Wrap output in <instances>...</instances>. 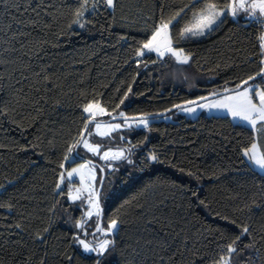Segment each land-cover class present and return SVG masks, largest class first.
I'll return each mask as SVG.
<instances>
[{"label": "trees", "instance_id": "1", "mask_svg": "<svg viewBox=\"0 0 264 264\" xmlns=\"http://www.w3.org/2000/svg\"><path fill=\"white\" fill-rule=\"evenodd\" d=\"M83 2L0 0V203L11 205L0 208V264H220L244 224L252 235L243 243L254 242V264H264V174L244 158L256 135L228 117L152 120L148 130L119 132L112 143L94 139L103 150L125 149L126 172L106 209L105 222L118 221L114 244L103 256L80 251L73 224L83 211L69 202L68 187L56 186L83 162L64 157L75 155L76 147L68 149L84 133L85 106L159 115L236 88L264 68L258 22L227 15L205 36L183 39L192 12L203 7L192 8L194 0H117L113 10L87 0L80 28L73 21ZM182 8L170 32L190 63L137 56L159 19ZM254 83L264 90L261 79ZM259 143L264 153V133Z\"/></svg>", "mask_w": 264, "mask_h": 264}, {"label": "snow or ice", "instance_id": "2", "mask_svg": "<svg viewBox=\"0 0 264 264\" xmlns=\"http://www.w3.org/2000/svg\"><path fill=\"white\" fill-rule=\"evenodd\" d=\"M100 2V0H98ZM102 2L106 5L107 8H114L116 5L117 0H102ZM202 4L203 7L199 8L196 11L192 12V20L191 22L186 25L183 29V31L180 33V36L182 38L188 39L194 36H202L205 35L207 32H211L215 30V27H218L219 24L223 23L224 20L222 17H226L227 15H231L233 18L237 17V15L240 12L247 13V18L253 22H258L260 24H264V19H261V17H264V0H231V3L228 2V0H194V3L192 4V8L196 7V4ZM220 3H223V7L220 6ZM87 0H84L83 4L81 5L82 8H84V11H77L76 12V19L73 21L74 24L78 25L80 28L84 27V24L80 22V18L83 17L85 11H90L86 7ZM96 5H93L94 10ZM191 10V9H189ZM185 9H180L178 12H176L171 17L165 18L161 17L159 19V23L155 25L152 35L150 38H148L145 42L142 43L140 49L137 51V56H144L146 54L145 50L149 53L156 52L158 58H162L165 55H169L170 57H175L177 63L180 64H188L190 61V55L185 54L183 48H174L172 46L173 40L172 36L170 34V26L173 25V22L177 20L178 17L181 16V13H183ZM215 26V27H214ZM260 44L259 47L261 49L260 55L264 57V35H261L260 38ZM261 64H264V59L261 60ZM147 67V65H145ZM257 76L261 77V82L264 83V68H261L260 72L257 73ZM256 77L250 76L248 80L243 81L244 85H247L249 80H255ZM238 88L241 87V85L237 86ZM258 85H252L251 87H244L242 91H237L234 96H227L224 98V101L219 102L218 104L213 105V107H219V108H227L229 112L233 115V117H240L242 120L247 121L248 124L252 128L257 127L258 121L261 122L259 126V131L264 133V90L257 91ZM131 91V88L128 90ZM253 96L258 97V102H253ZM121 103H123V100H121ZM189 103H195V101H190ZM93 104H88L83 108V112L87 113V116H84L83 119L87 121L84 125V131L91 136L93 133L91 129H89V124L94 123L95 118L97 115H103L105 113V109L103 107L99 106V102H96L95 107L98 109V111H93ZM118 107V105H117ZM176 107H180L177 105ZM186 112H194L195 109L187 108L182 109ZM108 115H111V113H108ZM121 117L124 116L123 112L119 113ZM126 122V118H125ZM140 124L147 127L148 121L146 119H141L139 121ZM94 127L96 129L101 128L100 123H94ZM107 127L110 129V131H114L115 129H119L121 127L120 124L115 125H107ZM101 137L110 135V132L108 133H98ZM83 143V146L93 154H98L100 151V146L97 145L96 147H93L88 143L87 140H84L83 137L81 138V141H77L76 144H74L72 147L68 149V153H72L73 149L77 147L79 143ZM244 155L248 157L249 161L253 162L255 166L259 167L262 171H264V153H261L257 155L256 153V144H253L251 149H246L244 152ZM80 156L79 152L75 153V156H68L66 155L64 157L65 160L69 159H76ZM101 159L103 160H127V157H125L124 151L119 150L113 152L111 149L104 152L101 156ZM152 161H158L159 157L156 154H153L149 157ZM128 163H132V161L128 160ZM91 165V161L86 162V164L81 165V168L89 167ZM64 165L61 164V167ZM94 169V166H92ZM78 169H72L71 172L68 173V177L71 178L73 174L78 173ZM103 171V169H101ZM61 183L64 181V176L61 174ZM95 180V175L92 176V181ZM81 181L83 183V177H81ZM89 181V184L91 185V182ZM103 183V180L100 181ZM58 189L60 188V184H57L56 186ZM4 188L3 185H0V190ZM94 191V189H93ZM82 192L81 190H77V194L75 196L71 195L69 193V199L75 201L81 199ZM91 193H89V196L91 197ZM98 197L96 200L92 201V205H90L89 210L86 212L87 218H91L93 215V212L91 211V207L95 206L97 209L99 207L98 203ZM201 203H203L201 201ZM7 207L9 210H11V205H5L3 203H0V208ZM96 215H99V211H97ZM16 227H20L17 225ZM77 228L84 227L82 222H77L76 224ZM118 227V221L117 219L111 220V222L107 225L106 229H101L99 226H97V231H103L105 235H108L113 232V230H116ZM240 227L239 234L235 237V239L227 246L226 252L228 255V259L224 260L221 259L220 264H234L233 262V254L235 255V264H254L255 256L259 253V249L256 248V245L254 242L250 241L247 244L243 243V240L246 237H251V227L250 225L244 224ZM45 232H47V229H44ZM87 234V233H85ZM37 239L41 240L43 242L44 237L41 235H37ZM75 240L78 241V243L82 246L83 250L88 253H97L100 256H103L105 251L109 248L111 241L105 239L102 241L98 246L91 247L88 243H86L83 239H79V237H74ZM249 249H254L255 252L253 254H249L246 256V251ZM40 264H46L45 260H41ZM99 264V261H98Z\"/></svg>", "mask_w": 264, "mask_h": 264}, {"label": "rangeland", "instance_id": "3", "mask_svg": "<svg viewBox=\"0 0 264 264\" xmlns=\"http://www.w3.org/2000/svg\"><path fill=\"white\" fill-rule=\"evenodd\" d=\"M110 10H113V8L110 9ZM224 18L225 17H222V19H224ZM231 18L234 19V20H236V21H249V22L251 21V20H249L247 18V13H245V12H240L237 15V17L233 18L231 16ZM261 19H264V17H261ZM263 28H264V24H263ZM170 29H171V26H170ZM170 34H171V32H170ZM205 35H202V36H194V37H191V38L197 39V38H201V37H203ZM263 35H264V33H263ZM183 39H185V38H183ZM172 46L174 47V44L173 43H172ZM145 52H146L145 55L155 54L157 56V53L156 52L149 53L146 50H145ZM169 57H170L169 55H165L164 57H162L160 59L165 60V59H167ZM172 58L175 59V57H172ZM175 61H176V59H175ZM190 61H191V58H190ZM190 61H189V63H190ZM182 65H186V64H182ZM252 85H258L259 86L257 88V91H262L263 90L262 89L263 87L259 83H252V84H249L246 87H251ZM242 90H240V91H242ZM235 93L228 94V95H225V96H221L219 98H216V99H213V100L204 102V103L199 104V105H194V106L188 107V108L195 109V111L194 112H191V113L186 112V111H183L181 109V110L177 111L175 113V115L165 117L164 120L166 122H168V123H170V122L171 123H176L175 122L176 119H178L180 117H184V118L191 119V120H196L200 116H205V117H228V118L231 119V121L234 124L247 127V128H249V129H251V130L254 131V133L256 135V141H255V144H256V153H257V155H259V154L262 153L261 146H260V143H259V137H260V134L262 133V132L259 131V126H260V123L261 122L258 121L257 127L254 129V128H252L248 124L247 121L242 120L240 117H233V115L231 114V112H229L227 110V108L213 107V105L218 104L221 101H224V98L225 97H227V96H234ZM253 102L254 103L258 102V97L253 96ZM93 105H94L93 111H98V109L95 107V104H93ZM99 106H100V104H99ZM183 109H187V108H183ZM121 112H119V113H121ZM119 113H115V114L108 115V112L105 110V113L103 115H97L95 119H97V118H103V120L100 121L101 128L96 129L94 127V125H92L91 131H92L93 134L91 136H87V138L85 140H87L88 143L90 145H92L93 147H96L97 145H99V144H95L94 143V139H96V140H99V139L104 140L105 139L106 141H108V143H112V142H114V135L115 134H117L119 132H121V133H127V132H140V131L148 130L149 127H150V125H151V123H152V120H147L148 121V125H147V127H145V126H143L142 124L139 123L140 120L126 121V122L125 121H119V122H116V123H110V122H108V120H111V119L125 118L126 117L124 111H123V114H124L123 117H121L119 115ZM86 115H88V114L86 113ZM115 124H120L121 127L119 129H115L114 131H110V129L107 127V125H115ZM101 132H104V133L110 132V135L101 137L98 134V133H101ZM110 149L113 152L119 151V149L113 150L112 147ZM108 150H109L108 148L105 149V150H103L102 147L100 146L99 153L98 154H93L92 152L88 151L84 146H82V150H81V153H80V156L84 160H89V161H92V162H95L96 161L95 163L98 162V163L102 164V166H103L102 168L105 170L106 175L108 176V181H107V183L105 185L104 195L102 197V202H101L102 207L105 210L107 209L108 205L114 200V198L116 196H118V194L121 192V189H116L115 188V184H117V181L119 179H121L122 178V175H124L125 172H126L125 163H123L122 160H116V161L107 160L106 161V160L101 159L102 154L104 152L108 151ZM122 150L124 151V154L126 156L125 149H122ZM128 150H131V147H129ZM244 158L246 159V161L256 171H258L261 174H264V171H262L259 167L255 166L253 162L249 161V159H248L247 156L244 155ZM75 161H76V159H74V160L73 159H69V163H73ZM84 164H86V162H82V163L78 164L77 166L72 167V168L68 169L67 171H65L64 174H63L64 181H63V183H61L60 188L68 187L69 193H71V195H73V196H75L77 194V190L78 189L81 190L82 195H81V199H79V200L73 201V200L69 199V195H68L69 202L71 204H73L74 206L80 208L83 211V217H82V220L80 222L83 223L84 227L77 228L76 227V224L77 223L76 224H73V227H74V229H75V231H76L79 239H83L91 247H96V246H93L91 244L90 238L87 237L85 233L88 231V228H89L88 227V224L91 223V219L94 216H97L96 213H97L98 209L95 206H92L91 207V211L93 212V215H92V217L90 219L87 218L86 212L89 210L90 205H92V201L93 200H96V198H97V191H98L99 181H101L100 175H99L100 173L99 172H101V171H100L99 168H97L95 166H94V169H93V167H92L93 165H90L89 167L81 168V165H84ZM74 168L75 169H78L79 171H78V173L73 174V176L71 178H69L68 177V173L71 172L72 169H74ZM93 175H95V180L94 181H92V176ZM81 177H83V183L81 181ZM89 181H92L91 182V185L89 184ZM132 182H133L132 180H131V182H122L121 183V187L124 188L125 186H127L128 184H130ZM93 189H94V191H93ZM89 193L92 194L91 197L89 196ZM71 223L72 222H70L69 224H71ZM117 232H118V227H117L116 230H113V232L111 234L112 235H116ZM103 234H104V232H103ZM109 241H110V239H109ZM77 245H78L80 251L85 256H87V257L100 256L97 253H88V252H85L83 250L82 246L78 243V241H77ZM227 259H225V260H227Z\"/></svg>", "mask_w": 264, "mask_h": 264}, {"label": "water", "instance_id": "4", "mask_svg": "<svg viewBox=\"0 0 264 264\" xmlns=\"http://www.w3.org/2000/svg\"><path fill=\"white\" fill-rule=\"evenodd\" d=\"M259 79H261V77L258 76V77H256V79L254 81L253 80H249V82H248L247 85H244L242 83L240 88L236 87V88H233V89H228V90H225V91H221V92H218V93H214V94H211V95H208V96H205V97H202L200 99L195 100V103H187V104L179 105L180 107H175L172 110L167 111V112L162 113V114H159V115H149V116H139V117H125V118H126V121H134V120H141V119H146V120H159V119H164L169 114H171L173 112H177V111H179V110H181L183 108H188V107H191V106H194V105H199V104H202L204 102H207V101H210V100L219 98L221 96H225V95L232 94V93H235L237 91H240L244 87L248 86L249 84L254 83L255 81H257ZM125 118L111 119V120H108V122L115 123V122H119V121H125ZM97 122L100 123V121H98V120H95L94 121V123H97ZM94 123L89 124V129H90V127L92 125H94ZM82 137H83L84 140L86 139L87 133L85 131H84ZM80 141H81V139H80ZM82 145H83L82 142L77 145V147L75 149V153L79 151V148ZM77 160L83 161V162H88L89 161V160H84L81 156H79L77 158ZM91 165L99 168L100 171H101V169H103L98 163H95V162H92V161H91ZM101 174H102V178L101 179L103 180V183L100 182L99 187H98V191H97V197H98L97 203L99 205V213H100V221H99V224L100 225H101V222H102L103 216H104V211H103L102 204H101V195H102V191H103L104 184H105V181H106V172H105L104 169H103V171H101ZM110 235L112 237V243L114 244L113 235L112 234H110ZM100 260H101V258H99L98 261L100 262Z\"/></svg>", "mask_w": 264, "mask_h": 264}, {"label": "flooded vegetation", "instance_id": "5", "mask_svg": "<svg viewBox=\"0 0 264 264\" xmlns=\"http://www.w3.org/2000/svg\"><path fill=\"white\" fill-rule=\"evenodd\" d=\"M98 211H99V207H98ZM103 211H104V216H103V220L101 222V225L99 224V221H100V213H99V215L94 216L91 219V223L88 224V227L89 228H88V231L86 232L87 233L86 236L90 238L91 244L93 246H98L105 239H107V240L110 239V241L112 242V237L110 235L111 233L108 234V235H105V234H103V231H97L96 230L97 229V226H99L101 229H106L107 228V225L108 224L105 222L106 210L103 208Z\"/></svg>", "mask_w": 264, "mask_h": 264}]
</instances>
